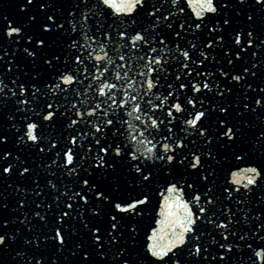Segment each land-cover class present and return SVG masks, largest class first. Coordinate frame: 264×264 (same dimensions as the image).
I'll return each mask as SVG.
<instances>
[{
	"label": "snow or ice",
	"instance_id": "snow-or-ice-1",
	"mask_svg": "<svg viewBox=\"0 0 264 264\" xmlns=\"http://www.w3.org/2000/svg\"><path fill=\"white\" fill-rule=\"evenodd\" d=\"M160 0H98V3L93 4L89 7L90 0H78L75 5H69L72 8L71 11H67V16L71 17L68 23L71 24L70 31H77V24L80 23L81 30L78 33L79 36L83 37L86 41H95L96 35L89 36L88 32L92 31L91 28H88V31L84 29L88 26L90 19V14L93 12V9L98 10V15L108 16L110 10L111 13L119 15L125 14L129 17L131 25H135L137 21L132 19V17L139 12H143L147 17L155 19V23L152 24V28L155 29L161 21L165 23V26L171 31L176 38L181 37V33L196 30L206 31L208 33V39L206 43H203L202 46L197 45L196 43L189 42L187 48L182 47L180 43L175 44V49L167 48V37L160 32H154L153 34H148V29H143L142 31H136L134 28L132 32L134 34L129 35L128 31H119L118 36L121 38H126V43L122 47L127 48L131 46L132 48H137L139 43L142 42L144 45H148L149 59L148 62L144 65L147 68V72L140 71L139 75L144 78V85L146 89L151 91L159 85L161 77L159 75L153 77L149 73L167 72L168 59L176 60L178 64V71L174 74V79L178 84V88L173 89L171 83L167 84L166 92L167 95L163 97L159 104H153L151 100L147 101L149 105V110L144 111L143 115L147 117V122L142 121L140 116H136L135 119L140 121L139 124L133 126L128 125L132 131L128 133V143H117L113 140L112 143H108L105 146H100L98 148V154L95 157V164L90 165L95 169H112L115 170L117 162L123 160L125 157L129 159V166L131 169H134V172L138 174L139 179L144 184H150L154 176L153 168L149 164H142L138 153H143L148 159H152L150 155L154 150L159 148L161 149L157 155H155L154 161L160 162V167L162 169H167L168 174L172 175L174 170L177 167H183L185 170H194V173L198 179H194L191 183L187 181V178L184 179V183L181 184L179 180L175 183H168L165 192L163 193V204L165 209H167L164 218L156 221L157 224L161 225L160 228H152L151 234L147 237L146 247L148 252L152 257L156 258V261L167 260L169 264H187L184 261L183 253L187 252V257L196 259L200 258L203 261L208 260V256L203 255L208 252V249L204 247L202 243V238L205 233L201 231L202 225H212L214 229L220 230L219 235L221 237L220 241H216L213 238V242L218 244V254L212 256L214 261H218V264H223L225 261V252H231L233 249V244L229 240V236L236 237L235 232L229 231V226L232 223V217L235 213L230 208H225L221 210H215V205L219 200L215 196L212 187H209V183H215V173L216 169L213 167V164L220 165L221 160L217 159V153L213 151L211 147L208 148V151L203 153H198L197 151H189L187 155L184 154V150L187 148L185 144L184 137L182 136H173L172 135V124L173 121L178 118H183L185 116L190 118H183V125L186 127L183 131L187 132L189 128L191 129L192 134L196 137H199L207 145H211L215 141L220 147H231L237 139L243 135V129L238 127L237 124L233 123L231 120L227 119V113L229 111V105L227 103H221L219 105L212 103L210 106L205 105V101L202 96L205 95L203 90L207 92H212L215 88V95L223 99L226 94L232 92V88L225 85L221 88L220 83L215 79L209 81L207 77L212 76L210 72L202 73L198 69L194 71L192 67L189 66V62L192 65H205L208 60L212 50L220 48L225 57V63L228 66H233L234 62H238L243 59L242 53L250 52L253 57L257 55L256 51L253 49L264 50V39H260L258 35H254L255 29L253 25L255 24L254 16L252 14H247V21L249 22L248 29H232V36L228 43H226L225 32L229 27H231L233 16L232 14L239 15L240 12L238 9V4L233 2V0H167L169 8L167 9V15H164L161 12V9L157 7V3ZM244 0H239V4L242 5ZM33 3V0H26V4L30 6ZM81 4L88 9L89 14H85L80 10ZM255 4L264 8V0H255ZM103 6V7H101ZM38 8L41 10H51L52 14L45 15L44 22L40 25V30L42 35L34 37L33 35H23L22 27L12 26L11 21H7L6 25V38L11 39L13 43L18 42L21 39H26L28 46L23 49V52L28 56L33 58V63H35V58L39 53L43 52L48 48V40L45 38L44 34H53L55 35L57 30H64L65 26L62 23L58 22V18L55 15V5L54 3L48 2V0H42L38 4ZM227 9V11H226ZM180 14H186L183 18V21L177 22V27H173L172 22L169 21V17H177ZM79 15L80 20H76V16ZM194 17V18H193ZM7 20V18H5ZM31 20H35L36 17H30ZM111 25L105 27L104 24L100 22L99 19L96 20L95 32L98 35H103L105 40L111 39ZM160 44L164 47L157 49L154 44ZM91 47V45H87ZM98 47L103 51L105 44L103 42L98 44ZM68 49H77L80 52H83L85 46L78 45L77 40L71 39V42L67 44ZM199 48V55L193 59V55L196 50ZM31 49V50H30ZM162 53L163 55L152 56V53ZM182 56L184 59L180 60L179 56ZM192 53V54H190ZM8 54V50L0 48V60H3L4 57ZM108 53L106 51L103 54H96L94 59L96 61L105 60ZM89 58L92 57V53H88ZM43 63L51 68H55V65L60 62V55H50L48 57H41ZM140 59H145V57H140ZM217 64L220 62L216 60V57H212ZM119 60L124 61L125 56L120 55ZM72 62L77 65H81L84 61L81 58V55L73 54ZM108 64H112L111 59L107 60ZM155 65L156 67H153ZM13 62L8 61L6 64L7 71L11 72L13 70ZM65 70L57 71L56 81L50 85H45L49 90H55L60 88V84L71 85L77 81L78 77L74 74L73 70L68 67V61L65 60ZM123 67V65H119ZM171 65H168L170 68ZM261 68H264V64L260 65ZM107 68H105V71ZM258 64L251 63L250 65H244L241 67L240 71L242 75H234L230 71L226 70L223 65L218 68V72L226 80L234 81L240 83L242 81H247L248 77L255 78L258 72ZM180 73H183L184 76L189 77L188 80L184 81L181 79ZM103 74V73H102ZM127 76V73H124ZM202 77L201 79H197ZM121 74L116 73V79L119 80ZM96 79V77H93ZM11 83L15 86V89H9L8 92H4L0 88V95L5 99L0 100V105L7 103V98L16 97V104H29L38 99L37 94L40 92V88L36 87L35 83L30 85L31 91L29 88L25 87L24 82L17 84L16 80H12ZM132 83L129 81L127 87H131ZM143 87V85H142ZM246 87L251 89L256 93V97L252 101V105H258L261 108H264V88H260L257 92L256 89H253L252 83H246ZM105 88L115 89L117 84H102L98 91L100 94L104 95ZM187 89L189 92L194 93L195 95H188L183 101L180 100L179 90ZM174 92L176 95H174ZM18 93L22 96L25 93H29L31 99H20ZM147 95V92L144 93ZM124 96H128L129 100L120 99L118 107L123 109L129 104V101L137 100L136 95H130L128 92L123 93ZM115 93H112L108 96V99L111 100L112 104H117V100L113 98ZM169 97L173 98V103L167 106L165 109V102L168 101ZM247 99V97H246ZM107 103V101H105ZM199 105V107H197ZM190 106V107H189ZM100 108V104H97L95 107L87 110L86 112L77 111L76 115L83 117L84 115L92 116L97 109ZM243 108L250 110L252 112L256 111V107L250 106L249 103H244ZM153 109H165L166 115L163 119L159 117H154L149 115V112ZM17 112L21 111L19 108L16 109ZM45 114L42 116L43 121H51L54 119L56 113L53 108V104L48 103L45 108ZM133 111H141L139 104H136L133 108ZM212 111L223 114L219 119L216 120V130L213 131L212 128L205 126L204 121L208 119V114ZM131 114V113H129ZM179 114V116L177 115ZM2 115V114H0ZM39 115V114H37ZM103 115L107 116L108 113L104 112ZM15 115L9 113L7 120L12 122L10 126L12 128L16 127V124L13 122ZM29 117H23V126L17 129V132L22 133L17 135V143H23L27 145L29 142H32L38 150L43 153L45 151V146L41 141V138L37 135L38 124L37 122H28ZM78 121L73 119L71 120V125L76 124ZM167 122V123H165ZM91 123V121H89ZM123 123H127L124 121ZM104 127L114 124L113 119H106L101 122ZM101 124H95V132L92 133L93 137L97 133L102 132ZM165 126L167 134L161 132V126ZM127 131V129L125 130ZM135 133V134H133ZM147 133L148 136L152 137V140H156L155 143L152 140L147 139L145 136ZM125 133L121 131L120 128H117L114 135L122 136ZM145 137L144 140L140 141L136 145H133V142L137 141V137ZM159 136L157 140L156 137ZM261 147H264V131L260 132V136L257 138ZM8 142V134L0 130V145H4ZM72 144L77 143V138L72 136L70 138ZM143 144H149L150 147L144 148ZM95 145H101L100 139H95ZM56 146L55 142L50 141L48 145V150L51 151ZM135 147V151L132 150V147ZM92 149V144L88 145L87 156L90 157ZM179 150V151H178ZM111 154V159H106V156ZM12 153L10 151L0 152V178L11 177L13 174H18L23 176L30 173L31 169L28 166H25L23 161H20V158L17 156L15 162L11 159ZM56 157L61 161L60 166L69 174L75 176L82 185L81 191H75L69 193L67 190L64 193H60L56 196L57 201V217L59 224L53 228L52 235H44L45 241H51L55 246L59 248H64L67 241V232L66 226L68 224V218H70V211H66L59 208V202L61 196H66L67 200L71 201L74 198H78V201H83L86 205L89 200L97 201L96 207L92 209L93 214L99 215L101 204H108L113 209L114 214L109 217L108 220V230L106 234L102 229L96 225H93L89 229V234L91 240L95 246L96 254L100 257H106L105 251V237L107 239V245L110 248H116V254L119 257L115 261V264H135L129 250L127 247L120 245L119 238L122 237V229L120 220L123 218L121 214L131 215V216H140L142 214V207L149 202L150 195L147 193H141L139 198H132L130 200H114L111 198L110 194L102 189L96 182H94L91 177L85 178L80 176L77 173L75 167V162L77 159L83 161V157H80L78 153H74L73 149L69 147L67 150L56 153ZM224 160L228 159V156L223 157ZM231 159L239 162L231 164L225 171L227 175L225 176V181L222 186V193L226 194V199L233 196V193H241L242 189L247 193L253 192L255 189H260L264 187V163L254 161L248 152L240 151L232 152ZM211 161L207 166H205L206 161ZM134 161V163H132ZM56 160H53L52 163L56 164ZM243 165V166H241ZM51 165H45V167H50ZM47 185L52 189H56L57 185L53 183L51 179L47 181ZM200 185L204 186L202 190ZM40 185L37 182L33 191L39 197L41 192L36 191V188H39ZM16 191H19V186L16 187ZM187 197V198H186ZM264 200V196L261 197ZM240 201H237L239 203ZM25 201L19 200L18 206H23ZM40 207V205H37ZM52 205H47L46 210L52 209ZM67 209H73V204L71 202L65 205ZM8 204L3 200H0V209H7ZM264 212V209L260 210ZM34 216L38 217L40 221H45V216L41 215L39 211L33 213ZM215 217V219L213 218ZM248 218L247 216L245 217ZM255 219H259L257 216ZM9 223L7 219L0 220V224L6 226ZM21 223H24L21 221ZM85 228H88V225L84 223ZM28 227L31 229V224L29 223ZM258 229L264 227V221H261L257 225ZM19 231V229H17ZM136 227L133 225L131 227V233L135 234ZM131 238V237H130ZM16 236H9L8 232L0 229V252L8 249L10 247V241H14ZM239 240H245V236L241 235L238 237ZM26 244L35 243L37 246L40 244L39 238L34 241H25ZM238 246V245H237ZM249 248L252 247L251 244L248 245ZM75 252L72 255H77L79 253L84 261H87L90 253L82 247V245H76ZM17 256H21L20 252L16 253ZM209 255H211L209 253ZM253 255L259 259L264 260V248H258L255 250ZM35 259V258H33ZM0 264H4L3 258L0 257ZM35 264H40L39 259H35ZM155 264V261L153 262Z\"/></svg>",
	"mask_w": 264,
	"mask_h": 264
}]
</instances>
